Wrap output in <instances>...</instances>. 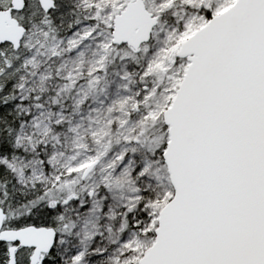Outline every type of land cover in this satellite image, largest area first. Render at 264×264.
Masks as SVG:
<instances>
[{
    "label": "snow or ice",
    "instance_id": "1",
    "mask_svg": "<svg viewBox=\"0 0 264 264\" xmlns=\"http://www.w3.org/2000/svg\"><path fill=\"white\" fill-rule=\"evenodd\" d=\"M0 264H264V0H0Z\"/></svg>",
    "mask_w": 264,
    "mask_h": 264
}]
</instances>
